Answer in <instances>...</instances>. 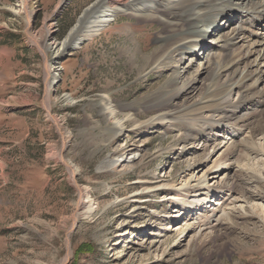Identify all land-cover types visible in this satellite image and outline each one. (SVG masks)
Returning <instances> with one entry per match:
<instances>
[{
  "label": "rangeland",
  "instance_id": "1",
  "mask_svg": "<svg viewBox=\"0 0 264 264\" xmlns=\"http://www.w3.org/2000/svg\"><path fill=\"white\" fill-rule=\"evenodd\" d=\"M17 1L0 0V264H264V152L243 155L229 169L220 192L232 199L224 208L233 218L213 221L207 212L195 218L198 205L193 211L186 207L175 223L173 215L200 191L198 185L179 190L191 163L181 151L185 146L199 149V157L210 155L216 141L203 150L202 142L180 143L176 133L157 125L126 124L119 132L113 118L102 114L109 94L113 102L107 106L130 107L116 118L135 113L141 122L150 120L146 105L169 78L175 82L172 93L187 78L198 80L175 106L198 102L207 84L204 75L193 73L207 66L202 51L196 49L192 66L178 50L170 53L169 66L151 63L138 74L129 53L158 46L163 25L119 11L82 39L85 22L71 43L76 47L51 62L46 27L51 23L53 42L63 40L94 0H27L28 18L15 11ZM236 11L217 20L220 32L213 42L230 33L226 26ZM54 66H63L56 76ZM255 81L260 83L253 78L251 85ZM256 107L249 112L264 124V112ZM263 134L253 139L260 149ZM106 156L126 159L103 168ZM241 172L247 174L240 181L244 194L229 190ZM209 196L202 210L218 198Z\"/></svg>",
  "mask_w": 264,
  "mask_h": 264
},
{
  "label": "bare ground",
  "instance_id": "2",
  "mask_svg": "<svg viewBox=\"0 0 264 264\" xmlns=\"http://www.w3.org/2000/svg\"><path fill=\"white\" fill-rule=\"evenodd\" d=\"M61 3L62 1L56 5L55 9L59 8ZM16 6V12L21 10L27 13V18L29 17L31 13L26 9L27 0H18ZM105 6L110 9L106 10ZM236 9L234 19L230 20L226 26L232 27L230 33L228 35L221 34L217 37L219 39L213 42L218 31L220 32L216 25L217 20L220 21L230 10L235 11ZM119 11H125L127 14L132 12L143 21H157L163 25L160 29L161 34L156 36V39L159 40L158 46L146 54L142 52L141 47L135 48L129 53L132 55L130 57L131 65L136 67L138 74L145 73L151 63L169 66L167 62L170 60V53L178 50L183 51L184 55L186 54V60H190L192 66L194 52L199 49L203 53V64H207V66L203 69H196L193 73H197L198 79L204 75L207 78V84L204 90H201L203 92L198 102L192 105L175 106L174 102L178 96L190 93L195 88L193 83L198 80L187 78V81L183 85L178 84L176 91L172 93L169 87L175 82L171 78L166 79L165 85L161 90L156 91V94L146 105L148 108L146 113H150L152 118L145 122L138 120L139 117L135 113L116 118L118 113L127 110L130 112V107L114 104L113 109L112 105L107 106L106 103L112 101L109 94L103 97L102 114L104 113L107 120L113 118L111 122L116 123L119 132L122 130L119 127H124L126 124H135L139 127L157 125L163 128L166 133H176V138L180 137V143L202 142L200 144L203 150L207 148V143L211 144L216 141V145H211L213 151L210 155L205 153L201 157L197 155L199 149L183 147L182 155L189 156V160L188 157L187 160L191 163L188 172L184 174L179 190L188 191L198 185L200 191L194 193L193 199L187 198L185 210L177 211L178 213L173 215V220L177 223L175 218L188 211L186 207H192L191 211H193L198 205L201 208L200 212L197 209L191 216L203 215L207 212L210 213L209 219L213 221L230 220L234 216L233 212H225L224 207L232 199L227 201V198H224L225 196L220 192L226 182H229V169L234 162L239 163L240 157L243 155L247 158L252 154L264 152V149H260V143L253 141L257 135L264 133V124L258 121L256 116L251 114L252 112H249L254 106L260 107L259 111L264 112V86L262 85L264 83V0H94L85 7L63 40L53 42L51 40L53 32L51 23L46 27L45 42L52 54L50 61L53 62V59L56 61L66 51L76 47L71 43H73L76 33L83 30L82 25L85 22H87L84 26L86 28L82 33H79L82 35V39L85 38V35L92 36L100 31ZM96 12L97 14L94 15ZM219 15H221L220 18ZM87 17H91V19L87 21ZM29 22H31L30 19ZM137 53L141 55V58L135 55ZM182 58H179L181 62ZM180 61L178 60V63ZM260 61L263 62V65H259ZM185 68L187 71L188 66ZM53 69L56 76L63 66H54ZM221 78H223L222 81ZM253 78L260 83L255 81L251 85L250 80ZM56 79L57 77L54 80L56 81ZM54 80H52L53 83ZM228 93L232 94L231 98ZM229 125L230 130L226 134L223 129H229ZM245 131L246 133H244ZM221 132L224 136L220 135ZM115 135L118 134L115 133ZM220 149L222 150L219 153ZM229 155H232L233 158H228ZM125 159L120 156H106L101 167H119L122 162H125ZM195 168L197 172H201L200 176H196L192 171ZM245 175L241 172V179H232L229 190H236L240 194L246 193L243 182L240 183ZM219 176L222 181H218L216 184L211 182L214 177ZM250 176L255 178L256 182V175H252L250 172ZM192 179H195L196 184L191 183ZM211 192L218 198L215 199L216 202H211L213 205L209 210H202L201 205L204 206V203L209 202ZM86 208L88 211L91 210V204ZM191 211L189 210L190 213ZM175 223L173 225H176ZM187 225L183 226L178 234H181Z\"/></svg>",
  "mask_w": 264,
  "mask_h": 264
},
{
  "label": "trees",
  "instance_id": "3",
  "mask_svg": "<svg viewBox=\"0 0 264 264\" xmlns=\"http://www.w3.org/2000/svg\"><path fill=\"white\" fill-rule=\"evenodd\" d=\"M85 247H86L85 245L79 246L76 252L83 250Z\"/></svg>",
  "mask_w": 264,
  "mask_h": 264
}]
</instances>
